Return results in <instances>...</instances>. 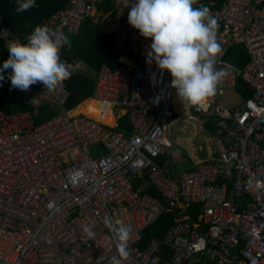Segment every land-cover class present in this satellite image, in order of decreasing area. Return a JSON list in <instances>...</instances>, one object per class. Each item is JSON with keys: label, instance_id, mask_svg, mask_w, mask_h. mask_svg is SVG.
<instances>
[{"label": "built area", "instance_id": "2783aa9c", "mask_svg": "<svg viewBox=\"0 0 264 264\" xmlns=\"http://www.w3.org/2000/svg\"><path fill=\"white\" fill-rule=\"evenodd\" d=\"M105 1L116 13L103 20L116 45L143 42L127 22L134 0H68L44 19L43 31L75 34ZM200 5L217 20L223 52L216 66L225 74L214 95L185 103V120L201 131L212 128L211 152L176 176L173 165L184 157L166 138L163 121L168 125L179 112L174 97L182 101L169 86L170 74L161 75L154 63L100 67L85 100L107 103L112 122L66 108L65 80L53 91L37 87L28 95L10 88L7 75L0 81V95L6 89L28 104L7 112L0 107V264H110L118 252L106 215L129 228L121 264H264V0H196L193 6ZM0 40L10 45L18 37L0 22ZM235 44L248 55L242 67L226 58ZM61 59L69 72L85 69L77 59ZM226 90L241 100L226 106ZM42 104L52 114L37 122ZM122 117L130 129H121ZM147 184L159 197L144 191ZM189 204H199L193 218L185 212ZM169 211L174 216L163 236L143 242L146 229ZM87 224L94 239L83 233Z\"/></svg>", "mask_w": 264, "mask_h": 264}, {"label": "clouds", "instance_id": "9594fccd", "mask_svg": "<svg viewBox=\"0 0 264 264\" xmlns=\"http://www.w3.org/2000/svg\"><path fill=\"white\" fill-rule=\"evenodd\" d=\"M16 12L35 6V0H15ZM196 0H134L127 10L128 24L139 35L150 38L146 63L155 64L161 75L167 71L182 102L194 105L215 94L224 76L218 68L223 49L217 40V20L206 5L194 7ZM69 44V37L57 31H37L7 47L8 56L0 62V81H10L19 94L28 95L39 87L53 91L70 72L61 59V48ZM10 69L8 72L6 70ZM155 79V73L152 74ZM161 97L155 98L158 101ZM103 224L115 236L118 256L110 264H121L127 257L129 228L106 215ZM86 238L94 239L93 225L83 226Z\"/></svg>", "mask_w": 264, "mask_h": 264}, {"label": "trees", "instance_id": "16d2710c", "mask_svg": "<svg viewBox=\"0 0 264 264\" xmlns=\"http://www.w3.org/2000/svg\"><path fill=\"white\" fill-rule=\"evenodd\" d=\"M67 2L68 0H35L34 7L18 13L15 11V0H0V22L2 25L10 27L18 39L23 42L26 35L43 31L44 19L64 7ZM101 8L104 11L110 10L113 9V4L110 1H105L102 3ZM93 18V16L86 17L80 24L77 33L68 35L69 44L60 50L61 57L74 58L86 64L85 70H74L70 72L69 78L65 80L69 91L65 106L66 108H74L82 101L72 110V113L83 111L94 118L112 122V115L107 103L85 99L92 96L96 75L102 65L116 69L124 65L120 60L121 56L132 58L133 55L130 47L117 46L113 35L106 34L103 31V21L95 22ZM148 39L150 40V38ZM8 46L3 40H0V55L3 60L8 56ZM226 58L236 66L242 67L248 60V55L243 44H235L228 51ZM239 88L242 90L244 97L250 95V91L244 86L242 87L238 81L237 89L239 90ZM0 107L7 112L14 109H26L28 104L24 98L13 95L4 89L0 95ZM51 114L52 111L48 110V105L42 104L35 120L38 122ZM120 127L121 129H130L124 117L120 119ZM144 191L159 197L158 192L149 184L146 185ZM198 206L199 204H189L185 212L193 218L198 212ZM173 216L174 213L169 211L157 218L146 229L143 242L152 237L161 238Z\"/></svg>", "mask_w": 264, "mask_h": 264}, {"label": "crops", "instance_id": "0c3cea01", "mask_svg": "<svg viewBox=\"0 0 264 264\" xmlns=\"http://www.w3.org/2000/svg\"><path fill=\"white\" fill-rule=\"evenodd\" d=\"M101 5H102V3H100V4H98L97 6H96V12H95V14L93 15V20L96 22V21H105L106 19H105V17H106V14L108 13H110V17H115L116 16V13H115V11H114V9H110V10H106V11H104L103 10V8H101ZM104 21H103V31L107 34V32H106V30H105V25H104ZM114 37V36H113ZM115 39V38H114ZM145 41H149V42H151L149 39H144V41L143 42H141V41H139V39L137 40V43L134 45V46H132L130 49H131V53H132V58H127L126 56H121V57H124L129 63H131V61H134V62H140V61H142V60H140V55H144L143 53H142V46H143V43L145 42ZM72 59H74V58H72ZM82 62V61H81ZM83 63V62H82ZM84 64V63H83ZM85 65V68H86V64H84ZM151 64H147L146 62H145V66H150ZM83 70H85V69H83ZM12 94V93H11ZM14 95V94H13ZM16 96H18V95H16ZM20 97H22V96H20ZM23 98V97H22ZM76 106H78V104L76 105ZM75 106V107H76ZM74 107V108H75ZM182 108H176V110L177 111H179V112H177V113H180V110H181ZM15 110V109H14ZM182 114V113H181ZM184 117V116H183ZM178 120V118H177V116L175 115V119L171 122V123H169L168 125H167V129H170L171 128V126L174 124V122L175 121H177ZM184 121L185 122H189V121H187V120H185V118H184ZM196 129H197V131H198V133H205V134H207L208 136L206 137V140H204L205 141V143H206V145L204 146V147H202L201 146V144H196L195 145V147L192 145V144H188V146H185V147H183V146H178L177 144L175 145L176 147H177V149H178V151L179 152H181V154L183 155V157H184V160L183 161H179V162H177L176 164H178V165H181V164H189L190 166V168L189 169H193L194 167H195V165H196V163H198L199 161H201V160H204L209 154H210V152H211V148H210V142H209V139H210V136H211V134L213 133V130H212V128L211 127H207V129L206 130H203V131H201V130H199L198 129V127L196 126ZM190 139V138H189ZM176 164H174L173 165V170H174V167H175V165ZM189 169H186V170H189ZM181 171H184L183 169H181L179 172H177V173H175V176L177 175V174H179ZM174 172H175V170H174Z\"/></svg>", "mask_w": 264, "mask_h": 264}, {"label": "rangeland", "instance_id": "374dc122", "mask_svg": "<svg viewBox=\"0 0 264 264\" xmlns=\"http://www.w3.org/2000/svg\"><path fill=\"white\" fill-rule=\"evenodd\" d=\"M123 62V61H122ZM126 63V62H124ZM129 63V62H128ZM134 63V61H131ZM140 65L145 66V61H140ZM222 102L226 106H232L239 102L241 98L239 96L233 95L231 90H226L221 96ZM186 109H181L180 113L177 114L178 120L174 122L170 129H167V122L163 121V126L165 130L166 138L173 144L180 146H188V144H192L194 147L196 144H201L202 147L206 145L205 141L208 136L205 133H198L196 129V123L194 122H185L183 115L181 113H185ZM190 138V139H189ZM189 164H176L174 167L175 173L179 172L181 169L186 170L189 169ZM189 167V168H188Z\"/></svg>", "mask_w": 264, "mask_h": 264}, {"label": "bare ground", "instance_id": "6f19581e", "mask_svg": "<svg viewBox=\"0 0 264 264\" xmlns=\"http://www.w3.org/2000/svg\"><path fill=\"white\" fill-rule=\"evenodd\" d=\"M149 45H150V42H149V41H145V42L143 43V46H142V50H143V51H142V53H143L144 55H146V52H147L148 49H149ZM120 60L123 61V62L128 63V61H127L124 57H120ZM174 103H175L176 108L186 109V107H185V103H184V102L178 103V100H177L176 97H174Z\"/></svg>", "mask_w": 264, "mask_h": 264}]
</instances>
